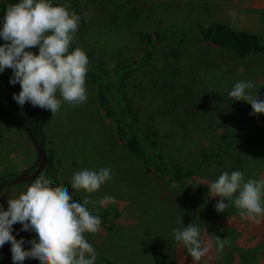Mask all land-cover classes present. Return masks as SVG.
<instances>
[{
    "label": "rangeland",
    "instance_id": "374dc122",
    "mask_svg": "<svg viewBox=\"0 0 264 264\" xmlns=\"http://www.w3.org/2000/svg\"><path fill=\"white\" fill-rule=\"evenodd\" d=\"M51 3L67 4L70 12L80 16L69 52L77 47L84 51L88 71L93 70L101 84L110 81L102 72H113L120 62L142 59L123 90L130 107L124 104V110L117 103V117L139 118L135 132H140L139 127L159 132L160 151L185 170L196 169L203 156L220 154L219 158H209L195 176L184 179L185 187L197 196L188 202L176 184L147 171L143 161L123 146L116 123L105 115L98 92L86 76V102L78 107L62 104L43 128L44 148L58 173L57 179L47 170L42 174L52 187L65 186L72 197L77 194L83 201L89 194L73 190L71 177L85 168L111 169V179L90 195V200L97 202L95 207L91 202L87 205L91 214L101 219L97 233L85 234L95 250L96 262L192 264L172 232L183 227L177 223L182 217L184 226L196 224L205 240L213 241L212 249L198 264H264V216L258 224L243 219L234 204L218 214L214 206L219 197H209L207 186L223 172L241 171L245 181L264 179V114L250 115L253 109L248 102L235 101L228 95L235 83L253 81L254 88L246 91L264 100V55L239 58L202 37L205 29L222 23L264 38V0ZM156 34L166 36L157 43ZM3 43L0 38V45ZM31 50L38 53V48ZM146 52L151 55L144 60ZM10 71L5 69L3 73ZM3 92L0 90V94ZM106 95L117 98L116 89ZM0 136L2 184L23 176L36 165L38 154L25 130L5 128ZM29 186L22 183L4 189L0 205L6 210L8 199L18 198ZM105 196L114 197L115 202L101 206L98 201ZM105 211L106 217L102 215ZM21 229L20 223L14 224L12 234L17 240L23 238V247L30 249L28 241L36 234ZM216 236L229 239V259L225 248L216 252ZM0 264H13L12 257L1 250ZM23 264L30 263L25 260Z\"/></svg>",
    "mask_w": 264,
    "mask_h": 264
},
{
    "label": "clouds",
    "instance_id": "9594fccd",
    "mask_svg": "<svg viewBox=\"0 0 264 264\" xmlns=\"http://www.w3.org/2000/svg\"><path fill=\"white\" fill-rule=\"evenodd\" d=\"M80 19L67 4L53 6L51 0H18L6 7L0 27L4 41L0 45V73L12 70L9 83H19L21 89L13 94L18 105L29 102L53 116L62 104L78 107L86 102L88 57L79 47L69 52ZM35 48L38 54L31 51ZM254 86L253 81H240L228 93L230 99L248 102L253 116L264 114V100L246 91ZM110 179L111 169L106 167L76 172L71 188L89 194L79 203L71 202L72 195L65 186L52 187L41 174L18 198L8 199L6 210L0 205V247L11 244L13 264H23L26 258L37 259L39 264H95L96 253L85 234L97 233L101 219L91 214L87 205L91 202L95 207L97 202L91 201L90 195ZM207 186L209 197H219L214 206L218 214L234 204L241 218L260 223L264 216V179L245 181L241 171L223 172ZM114 202L111 196L98 201L101 206ZM17 223L22 231L36 234L28 241L30 249L23 247V238L17 240L12 234ZM177 223L183 227L172 229L175 241L186 249L192 264H198L212 249L213 241H206L196 224L184 226L182 217ZM226 243L216 236V252L223 251Z\"/></svg>",
    "mask_w": 264,
    "mask_h": 264
},
{
    "label": "trees",
    "instance_id": "16d2710c",
    "mask_svg": "<svg viewBox=\"0 0 264 264\" xmlns=\"http://www.w3.org/2000/svg\"><path fill=\"white\" fill-rule=\"evenodd\" d=\"M18 0H0V22H3V15L6 7L11 3H16ZM55 6V5H54ZM80 12V10H79ZM166 36L165 34H156L155 41L160 43ZM203 39L210 42L212 45L231 50L236 57L246 58L251 54H263L264 55V38L246 31H236L232 27L222 23H216L208 27L203 31ZM148 41V40H147ZM156 44L153 45L155 47ZM150 46H147L149 49ZM151 53L146 52L143 57L147 60ZM142 59H133L132 61L120 62L113 72L104 71L102 75H105L110 81L106 82L104 85L98 80V75L93 71H88L87 76L91 79V83L96 88L98 92V98L100 105L105 113V115L116 123L117 135L123 146L130 151L134 157L139 158L143 161L147 171L155 173L160 176L162 180L169 182L171 184H176L177 187L186 200L192 201L197 198L195 193L191 192L188 187H185L184 179L195 176L202 168L209 158H219V153H210L209 156H203V162L198 165L196 169L185 170L183 165H180L175 160L167 158L160 151L159 144V132L152 131L150 128L145 130L139 127L140 132H135V127L139 124V118L132 117L128 119H123L117 117L116 104L122 105V109L125 110L126 107H130V102L127 100V96L124 94L123 90L126 88V81L129 80L132 73L137 70V64L141 62ZM112 74V75H111ZM12 76V70L7 73H0V90H4V93H9L6 96L0 94V131L5 128H17L16 125H25L31 130V133L45 145L46 137L43 134V128L51 120V112L44 109V116L40 111L32 112L25 107H21L13 99L10 100L13 85L9 83ZM112 76V77H111ZM116 89L117 98L115 96L107 97L106 92L111 89ZM18 89V93L20 91ZM28 106H32L29 102H26ZM38 108V107H36ZM130 113H133L131 109H128ZM19 129V128H17ZM22 130V129H21ZM1 144V136H0ZM220 151V150H219ZM48 157V163L45 170L48 173L54 175L57 179V165L51 157ZM56 175V176H55ZM57 181V180H56ZM1 184V183H0ZM71 202L83 203L82 199L74 194ZM103 216L108 215V211L104 212ZM113 214L117 217L119 213L113 210ZM213 230H215V225L210 223ZM223 238V237H222ZM227 241L225 244V253L227 258L230 257V241L228 238H223ZM95 264H114L109 259H103L102 261H95Z\"/></svg>",
    "mask_w": 264,
    "mask_h": 264
},
{
    "label": "water",
    "instance_id": "95a60500",
    "mask_svg": "<svg viewBox=\"0 0 264 264\" xmlns=\"http://www.w3.org/2000/svg\"><path fill=\"white\" fill-rule=\"evenodd\" d=\"M2 24H3V22H0V27H2ZM34 53L38 54L37 52H34ZM19 87H20L19 83L13 85L10 100H13V94L14 93L18 94ZM23 107L27 108L28 110H30L32 112L40 111L42 114V117L44 116V109H42L40 107L36 108V107L28 106L27 103H25L23 105ZM16 126H17V128L25 130L27 132L30 139L33 141V143L35 145V148H36L37 154H38V159H37L36 165L33 168H31L30 170H28L20 178H17L13 181H8V182H4V183L0 184V193L4 189L11 187V186H14V185H18V184H22V183H29L31 185V183L34 182V180L43 173V171L45 170L47 163H48V157H47L43 143H41L31 133V130L29 128H27L25 125H16ZM32 170H34V172H32ZM0 250L12 257L11 247L9 246L8 243H6L2 247H0ZM25 260L27 262H29L30 264H39V262L33 258H26Z\"/></svg>",
    "mask_w": 264,
    "mask_h": 264
},
{
    "label": "flooded vegetation",
    "instance_id": "af4514ba",
    "mask_svg": "<svg viewBox=\"0 0 264 264\" xmlns=\"http://www.w3.org/2000/svg\"><path fill=\"white\" fill-rule=\"evenodd\" d=\"M32 51V50H31ZM34 52V51H33ZM30 170V169H29ZM32 172H34V170H32Z\"/></svg>",
    "mask_w": 264,
    "mask_h": 264
},
{
    "label": "crops",
    "instance_id": "0c3cea01",
    "mask_svg": "<svg viewBox=\"0 0 264 264\" xmlns=\"http://www.w3.org/2000/svg\"><path fill=\"white\" fill-rule=\"evenodd\" d=\"M33 167H34V166H33ZM33 167H32V168H33ZM110 261H111V260H110Z\"/></svg>",
    "mask_w": 264,
    "mask_h": 264
}]
</instances>
